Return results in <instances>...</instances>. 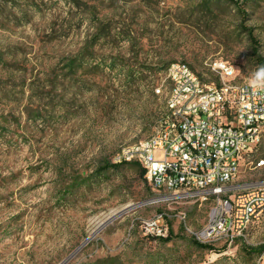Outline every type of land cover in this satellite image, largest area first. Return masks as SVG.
Masks as SVG:
<instances>
[{
  "label": "rangeland",
  "instance_id": "obj_1",
  "mask_svg": "<svg viewBox=\"0 0 264 264\" xmlns=\"http://www.w3.org/2000/svg\"><path fill=\"white\" fill-rule=\"evenodd\" d=\"M258 56L264 0H0V264H253L260 239L216 252L186 233L179 216L201 227L210 201L169 198L133 163L99 168L155 134L171 63L250 82ZM161 212L167 242L139 224Z\"/></svg>",
  "mask_w": 264,
  "mask_h": 264
},
{
  "label": "built area",
  "instance_id": "obj_2",
  "mask_svg": "<svg viewBox=\"0 0 264 264\" xmlns=\"http://www.w3.org/2000/svg\"><path fill=\"white\" fill-rule=\"evenodd\" d=\"M170 66L176 96L168 104L169 117L153 136L122 146L113 162L137 163L149 186L169 198L210 201L201 227H190L179 216L186 233L216 252L260 239L263 248L253 264H264V180L237 182L241 174L264 169V88L227 83L231 65L225 62L210 64L213 81L203 80L186 62ZM179 100H188V108L179 107ZM169 217L161 212L139 224L146 236L166 238Z\"/></svg>",
  "mask_w": 264,
  "mask_h": 264
},
{
  "label": "bare ground",
  "instance_id": "obj_3",
  "mask_svg": "<svg viewBox=\"0 0 264 264\" xmlns=\"http://www.w3.org/2000/svg\"><path fill=\"white\" fill-rule=\"evenodd\" d=\"M170 73H171V66L169 65L165 70V77L162 81V84L160 85L161 91H163L162 95L165 94V100H166V113L164 117H169L168 104L171 103L173 100H175V96H176L175 79H171ZM235 77H236V72L234 68L231 66V72L227 74V83H237L238 81L234 80ZM155 92L157 94V88L155 89ZM179 107L188 108V100H179ZM143 140H140L138 142H142Z\"/></svg>",
  "mask_w": 264,
  "mask_h": 264
},
{
  "label": "trees",
  "instance_id": "obj_4",
  "mask_svg": "<svg viewBox=\"0 0 264 264\" xmlns=\"http://www.w3.org/2000/svg\"><path fill=\"white\" fill-rule=\"evenodd\" d=\"M255 54L257 53V51L255 50V52H254ZM258 58L260 59V61L261 62H259V64L260 65H264V62H262L263 61V58H261L260 56H258ZM133 164H136L137 166H139L137 163H135V162H132ZM121 164H127V163H114L113 161L110 163V162H107V163H105L104 165H103V167H101V168H99V170L100 171H105L106 169H108V168H111V167H119ZM140 167V166H139ZM141 168V167H140ZM141 176L145 179V171L141 168ZM145 181H146V179H145ZM147 182V181H146ZM171 230H170V235L168 236V237H166V238H162V237H160V238H155V237H151L152 239H157V240H161V241H163V242H167V241H169L170 239H171ZM149 237V236H148ZM194 242L196 243V245L198 246V247H200V248H202V249H210V250H212V251H214L213 250V248L211 247V246H207V245H203V244H199V243H197L195 240H194ZM263 247L262 246H260L259 247V250L260 249H262Z\"/></svg>",
  "mask_w": 264,
  "mask_h": 264
},
{
  "label": "clouds",
  "instance_id": "obj_5",
  "mask_svg": "<svg viewBox=\"0 0 264 264\" xmlns=\"http://www.w3.org/2000/svg\"><path fill=\"white\" fill-rule=\"evenodd\" d=\"M252 87L264 88V68L258 69L250 78Z\"/></svg>",
  "mask_w": 264,
  "mask_h": 264
},
{
  "label": "water",
  "instance_id": "obj_6",
  "mask_svg": "<svg viewBox=\"0 0 264 264\" xmlns=\"http://www.w3.org/2000/svg\"><path fill=\"white\" fill-rule=\"evenodd\" d=\"M67 260H68V259H67ZM67 260H66V261H67ZM66 261H65V262H63V263H61V264H64V263H66Z\"/></svg>",
  "mask_w": 264,
  "mask_h": 264
}]
</instances>
